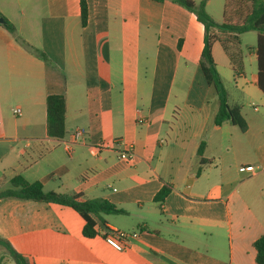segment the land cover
Listing matches in <instances>:
<instances>
[{"label":"crops","instance_id":"obj_1","mask_svg":"<svg viewBox=\"0 0 264 264\" xmlns=\"http://www.w3.org/2000/svg\"><path fill=\"white\" fill-rule=\"evenodd\" d=\"M211 1L205 11L217 24H241L250 9L224 0L218 15ZM85 2L82 26L80 0H0L16 31L15 39L0 26V192L20 176L45 193L81 194L122 213L94 217L97 234L85 238L74 211L0 199V240L32 264H257L253 243L264 235L257 34L210 32L228 105L247 125L240 131L214 124L218 102L200 71L204 29L195 14L170 0ZM48 95L65 97L60 140L45 135ZM76 129L83 136L67 149ZM36 142L48 151L27 161ZM129 148L132 161L119 159ZM163 186L170 192L157 203ZM110 229L137 237L115 251L102 235ZM0 264H15L3 247Z\"/></svg>","mask_w":264,"mask_h":264},{"label":"trees","instance_id":"obj_2","mask_svg":"<svg viewBox=\"0 0 264 264\" xmlns=\"http://www.w3.org/2000/svg\"><path fill=\"white\" fill-rule=\"evenodd\" d=\"M152 1L162 3L166 0ZM170 1L195 14L197 21L203 26L204 37L200 52L199 67L208 88L217 97L218 109L214 117V124L219 126L223 122L229 121L240 131H245L247 125L240 113V108L238 106L230 107L228 105L227 94L216 70L211 53L215 38L210 32L211 30H217L222 33H230L235 39H237V35L249 31L257 34L256 42L252 49L256 54L257 87L264 94V0H241L248 3L250 8L241 24H232L226 21L221 24L215 23L205 11L206 0H202L198 4H195L191 0ZM0 19H3V24H0V26L16 39L14 26L1 13ZM86 20L87 5L85 0H80V22L82 26L86 24ZM20 43L31 54L45 62L47 61L46 56L42 52L33 49L23 42ZM65 134V97L64 95H48L45 100V135L47 138L60 140L64 138ZM35 144L39 146V150L34 156L26 159L27 161H35L48 151V148L42 142H36ZM201 149L202 144L197 150L198 156L201 154ZM10 184L11 189L0 192V199L15 198L23 201L43 202L49 206L74 211L84 221L82 235L85 238H93L97 234L94 217L100 220L101 215L122 213V211L107 201L90 200L81 194L45 193L39 182L28 183L20 176L12 178ZM169 192L170 187L163 186L155 195L154 201L157 203L163 202ZM0 247H3L8 252L15 264H32L28 257L21 255L15 250L12 241L0 240ZM253 248L256 253V263L264 264V235L253 243Z\"/></svg>","mask_w":264,"mask_h":264},{"label":"built area","instance_id":"obj_3","mask_svg":"<svg viewBox=\"0 0 264 264\" xmlns=\"http://www.w3.org/2000/svg\"><path fill=\"white\" fill-rule=\"evenodd\" d=\"M12 112L14 115L20 114L19 109H14ZM82 136H83V132L79 129H76L70 136V139L64 142V146L67 149H69L70 146L79 142ZM119 159L125 162H131L133 159V154L131 153V149L129 148L121 152L119 155ZM246 170L252 171L253 168L248 167L246 168ZM102 235L104 237V241L106 242V244L115 251H124L127 248L128 241L130 239H134L137 237V234L135 233H125L114 229L105 230Z\"/></svg>","mask_w":264,"mask_h":264},{"label":"rangeland","instance_id":"obj_4","mask_svg":"<svg viewBox=\"0 0 264 264\" xmlns=\"http://www.w3.org/2000/svg\"><path fill=\"white\" fill-rule=\"evenodd\" d=\"M22 3V2H21ZM223 6H224V0H212L211 1V9L213 11V13H216V14H220V12L222 11L223 9ZM51 64V63H50ZM6 113V112H5ZM7 116L9 117L7 119V124L8 125H11L12 123V120L14 119L13 117H11V114L10 113H7ZM125 233H131V232H125Z\"/></svg>","mask_w":264,"mask_h":264},{"label":"water","instance_id":"obj_5","mask_svg":"<svg viewBox=\"0 0 264 264\" xmlns=\"http://www.w3.org/2000/svg\"><path fill=\"white\" fill-rule=\"evenodd\" d=\"M0 24H3V19H0Z\"/></svg>","mask_w":264,"mask_h":264}]
</instances>
